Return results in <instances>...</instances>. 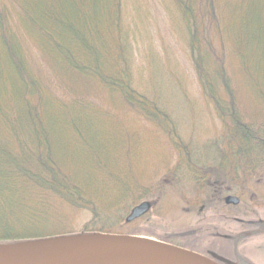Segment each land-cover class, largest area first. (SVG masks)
<instances>
[{
  "label": "trees",
  "instance_id": "1",
  "mask_svg": "<svg viewBox=\"0 0 264 264\" xmlns=\"http://www.w3.org/2000/svg\"><path fill=\"white\" fill-rule=\"evenodd\" d=\"M169 1L202 93L223 125V137L209 143L212 157L205 146L182 144L162 97L137 84L125 0H0V245L121 234L135 224L125 220L143 200L163 202L187 186L197 200L211 192L205 208L218 176L244 188L242 176L264 171V117L248 114L237 98L242 91L264 108V0ZM125 118L178 145V163L157 169L164 180L138 177L124 143ZM70 120L87 128L83 146L70 134ZM63 149L88 173L70 170L73 161L57 156ZM65 208L90 219L71 230ZM141 233L149 232L128 235ZM157 238L209 256L185 241Z\"/></svg>",
  "mask_w": 264,
  "mask_h": 264
},
{
  "label": "rangeland",
  "instance_id": "2",
  "mask_svg": "<svg viewBox=\"0 0 264 264\" xmlns=\"http://www.w3.org/2000/svg\"><path fill=\"white\" fill-rule=\"evenodd\" d=\"M125 7L127 23L132 27L136 42L134 46V74L137 84L139 87L152 86L156 94L162 97V101L165 102L166 108L171 113L172 125L178 129L179 140L182 144L191 149H202L205 146L207 155L212 157L209 143L223 137V125L214 106L202 93L196 73L187 55L184 29L175 7L169 0H125ZM243 95L242 91H239L237 95L242 109L250 115H256V118L264 117V108L257 106L258 101L255 102L254 99H249V96ZM102 119L108 121L105 118ZM125 119L126 121L122 119L125 124V127L122 126V128L126 132L124 143L126 147L130 148L131 157H133H130V162L133 160L132 162L137 164L138 177L142 182L150 180V183L164 180V175L156 176L157 169L178 163L175 150L178 145H174L171 139L154 129L155 132L145 126L144 123ZM107 124L111 125L110 123ZM67 126L70 134L73 135V139L77 140L79 145L83 146L82 143L89 140L88 130L84 128V125L70 120ZM89 129L90 132L93 131V134L98 133L97 130L100 131L95 125H92ZM130 129L138 132L134 133L129 131ZM95 134V137H100L99 134ZM134 138L136 139L135 142H133ZM175 141L177 140L175 139ZM84 150L90 152L86 147ZM57 152V156H63L67 163L73 161L72 150L63 149ZM114 157L112 159L116 161L122 157V153ZM72 164L69 169L73 172L88 173L86 168H81L78 161L74 160ZM84 178L86 179V176ZM241 179V181L246 180V190L242 188V185L238 187L234 183L229 184L230 181L228 182L224 175L218 176L214 183L219 194L225 189L233 193L236 190L251 193L244 199L245 202L239 210L245 209L253 198L259 204L251 207L253 215L250 214L247 220L264 222V199L259 202L260 198L263 197L260 195H264V171L260 170L255 176H242ZM187 188V186L179 188L180 191L177 195H170L163 202L160 196L146 199L145 201H149L153 205L151 212L133 222L135 224L131 227L122 229L121 234L128 235V233H134L135 230H140L149 233H141L139 236L157 240V237H164L180 240L181 242L185 241L188 246L198 249L203 248L206 252L212 251L213 246L218 249L217 239H219L220 231L226 229L225 232L228 234L231 229L235 232L239 226L234 225L233 227L231 223L221 226L216 219L215 209L222 207V203L218 202L216 198H212V201L208 203L209 205H206L204 211L201 212L203 203L208 200L207 196L210 197L211 192L200 193L198 195L199 200H197L194 198L195 193ZM191 199L193 201L197 200L195 201L197 203L195 208L190 204L192 203ZM142 202L144 200L140 203ZM61 214L62 219L69 224L67 227H72L71 230L76 231L82 228L83 222L90 219L88 214L78 216L77 213L67 208ZM54 221V218L49 219L50 224ZM257 222L255 223L259 224ZM188 233H190V237L187 236ZM71 238L74 237L23 244V246L38 247L42 244L67 241ZM246 242V245H243L245 247H241V251L249 259V262L251 264H264V240L250 239ZM4 246L8 245H0V247Z\"/></svg>",
  "mask_w": 264,
  "mask_h": 264
},
{
  "label": "water",
  "instance_id": "3",
  "mask_svg": "<svg viewBox=\"0 0 264 264\" xmlns=\"http://www.w3.org/2000/svg\"><path fill=\"white\" fill-rule=\"evenodd\" d=\"M227 204L236 205V197H227ZM153 205L144 201L126 217L131 224L151 212ZM67 243L42 244L29 251H9L0 247V264H222L216 256L200 253L144 236L99 233L74 237ZM99 259L97 261H94ZM102 259V260H100Z\"/></svg>",
  "mask_w": 264,
  "mask_h": 264
},
{
  "label": "flooded vegetation",
  "instance_id": "4",
  "mask_svg": "<svg viewBox=\"0 0 264 264\" xmlns=\"http://www.w3.org/2000/svg\"><path fill=\"white\" fill-rule=\"evenodd\" d=\"M243 189L246 190L245 187ZM220 194L218 192L213 194V198L222 203V207L215 209L217 221L220 222L221 226L231 223L233 227L234 225L239 227L235 232L231 229L228 234L225 232L226 229L221 230L218 236L219 239H217L219 248L217 249V247L213 246V250L208 252V257L212 258V256H216L223 261L222 264H251L246 255L241 251V247H245L243 245H246V241L250 239L264 240V222L247 220L250 214L253 215L251 207L258 206L259 203L252 198L247 207L240 211L239 209L245 202L244 199L251 193L247 191L243 192V190L240 193H233L225 189ZM260 196L263 197L260 198L259 202L264 199V195L261 194ZM227 197H236L239 203L236 205L227 204ZM202 211H204V208L201 209Z\"/></svg>",
  "mask_w": 264,
  "mask_h": 264
},
{
  "label": "bare ground",
  "instance_id": "5",
  "mask_svg": "<svg viewBox=\"0 0 264 264\" xmlns=\"http://www.w3.org/2000/svg\"><path fill=\"white\" fill-rule=\"evenodd\" d=\"M67 242L68 241H62V242H59V243H67ZM47 245H53V244L51 243V244H47ZM34 248H37V247L18 246V247H11V248H5V249L9 250V251L21 252V251H29V250L34 249ZM97 260H99V259H96L94 261H97ZM100 260H102V259H100Z\"/></svg>",
  "mask_w": 264,
  "mask_h": 264
}]
</instances>
